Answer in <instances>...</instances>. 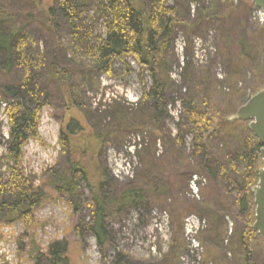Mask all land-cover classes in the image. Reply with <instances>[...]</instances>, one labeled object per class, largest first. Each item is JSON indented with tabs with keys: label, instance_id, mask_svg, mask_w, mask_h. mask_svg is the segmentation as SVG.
I'll list each match as a JSON object with an SVG mask.
<instances>
[{
	"label": "trees",
	"instance_id": "trees-1",
	"mask_svg": "<svg viewBox=\"0 0 264 264\" xmlns=\"http://www.w3.org/2000/svg\"><path fill=\"white\" fill-rule=\"evenodd\" d=\"M173 1L168 6L165 0H64L56 11L52 0H0V101L9 126L1 159L6 172L0 173V227L20 223L31 230L35 210L48 199L47 190L55 198L65 196L75 214L85 202L92 212L88 229L102 247L112 215L119 218L131 209L160 207L171 198L169 213L177 235H182L180 212L208 221L209 232L202 238L206 246L198 237L199 264L264 262V240L252 229L251 194L261 168V145L247 123L228 121L249 99L238 86L241 68L253 77L264 75V28L247 31L245 24L254 10L250 0H239L237 6L233 0ZM191 3L197 5L193 17ZM98 26L102 35H95ZM211 26L220 28L218 55L233 67L239 64V71L229 70L225 80L229 98L218 102L212 97L209 71L196 69L187 53L181 68L184 117L177 125V136L166 140L161 135V116L167 113V93L175 88L170 76L175 31L179 29L189 42L198 36L194 30ZM38 39L44 41L42 47ZM126 59L147 72L152 83L139 107L131 110L114 103L102 112L93 110L88 98L99 91L100 78H111L115 64ZM258 81L252 95L262 88ZM54 103H61L66 115L59 132L60 153L56 167L35 184L34 178L23 173V150L29 139L38 136L42 111ZM131 133L148 140L152 150L141 160L144 169L137 182L116 185L101 155L110 145L123 146ZM187 135L192 137L190 155L182 151ZM158 139L165 156L156 159L153 151ZM194 175L208 182L201 189L203 201L191 200L180 207L172 189ZM224 215L235 222L227 246L223 244L228 232ZM34 238L28 251L33 264H71L67 240L51 242L42 250ZM256 241L262 245L261 252ZM118 260L112 264H142L121 254Z\"/></svg>",
	"mask_w": 264,
	"mask_h": 264
},
{
	"label": "rangeland",
	"instance_id": "rangeland-1",
	"mask_svg": "<svg viewBox=\"0 0 264 264\" xmlns=\"http://www.w3.org/2000/svg\"><path fill=\"white\" fill-rule=\"evenodd\" d=\"M62 1L64 0H52L54 10L57 11L56 5ZM165 2L168 6L174 4L173 0H165ZM46 3L44 1V4ZM233 4L237 6L239 0H233ZM189 8L190 15L193 17L197 5L191 3ZM31 10L32 8H27V11ZM254 12L255 10L249 15L245 24L249 33L256 32L260 27L264 28V24L260 23ZM35 13L34 11V18H37ZM58 21L60 22L59 19ZM175 32L174 66L170 73L175 88L167 93V113L161 116V135L166 140H172L177 136V125L182 123L184 117L180 102L186 90L183 86L181 68L184 57L187 58V53L196 69L209 71L214 86L212 97L218 102H221V98H229L231 91L225 83L230 74L229 70L235 68L239 71V64L237 67H235L236 64L233 67L227 62L228 65L230 64L227 66L223 58L218 55L219 27L211 26L203 31L194 30L193 33L198 36L193 35L189 42L185 40L179 29ZM102 34V27L98 26L95 35ZM262 40L264 43V36ZM37 42L40 47L44 44V41L39 39ZM124 62L115 64L111 78L107 76L100 78L99 91L97 94H91L88 98L93 110L98 109L102 112L106 108H112L114 103L129 107L131 110L139 107L144 91L149 90L152 83L147 72L141 71L132 59H126ZM244 69L245 67L240 70L241 83H238V86L245 92V98H249L252 96L251 89L258 80L259 87H262L261 90L264 89V75L260 78L253 77L247 69ZM61 107V103H54L42 111L37 138L29 139L24 147L22 170L27 177L34 178L35 184H38L51 169L56 167L60 153L59 132L66 117ZM8 132L5 105L0 101V173L6 172L5 167L1 164V159L6 154L5 141ZM141 137L139 134L131 133L123 146L116 148L110 145L103 150L101 155L103 166L111 174L115 181L114 184L123 186L138 181V177L144 169L141 160L147 158L152 150L149 147V141ZM160 140H157L153 151L156 159L165 156L163 143ZM191 140L192 137L189 135L184 137L182 151H185V155H190L192 151ZM169 180L172 183L171 176ZM207 183L205 178L201 179L197 175L192 176L187 182L183 180V186L172 189L174 199L178 201L176 204L182 207L181 205L191 200L203 201L201 189L204 190ZM193 186L197 192L194 191L195 189L193 190ZM46 193L48 199L35 210L34 227L31 230H25L20 223L14 224L10 228L0 227V234L3 235V239L0 241V264H33L32 254L28 252L31 247L33 248V246L29 248V240L32 237H35V242L42 250H45L51 242L67 240L69 243L68 257L71 264H112L117 262L119 254L128 258L130 262H141L142 264H199L201 260L202 245L200 242L207 235V231L209 232L208 221L201 218L206 221V225L195 237L196 244H199L196 249L197 246H194L185 237V220L192 215L198 216L180 212L183 214L180 217L182 235H177L173 227L175 224L172 223L169 213V206L173 203L171 198H167L165 205L159 204L160 207L155 205L150 209H131L119 218L112 215L110 219H107L106 242L100 247L88 229L92 212L85 202L81 203L80 210L75 214L69 208L65 196L60 195L59 198H55L53 192L46 190ZM87 193L85 191L83 196L86 197ZM176 210L178 209L176 208ZM223 220L226 230H228L223 244L227 246L235 222L230 215H224ZM177 222L180 224L179 220ZM256 243L259 245V247L257 246L259 249L262 245L257 241ZM204 246H206L205 243ZM228 258L231 259V256L228 255ZM261 262L264 264L263 260Z\"/></svg>",
	"mask_w": 264,
	"mask_h": 264
},
{
	"label": "water",
	"instance_id": "water-1",
	"mask_svg": "<svg viewBox=\"0 0 264 264\" xmlns=\"http://www.w3.org/2000/svg\"><path fill=\"white\" fill-rule=\"evenodd\" d=\"M250 1L256 9L264 13V0ZM228 121L247 123L248 129L261 145V168L258 170V182L251 189L255 206L252 229L264 240V89L249 97Z\"/></svg>",
	"mask_w": 264,
	"mask_h": 264
},
{
	"label": "built area",
	"instance_id": "built-area-1",
	"mask_svg": "<svg viewBox=\"0 0 264 264\" xmlns=\"http://www.w3.org/2000/svg\"><path fill=\"white\" fill-rule=\"evenodd\" d=\"M255 14L259 18L260 23L264 24V14L261 11H256ZM193 190L197 192L194 186ZM205 225L206 224L204 220H200L198 217L193 215L189 216L185 220V237L187 240L193 243L194 246H197L196 249H198L199 244H196L195 237L197 236L200 230L204 229Z\"/></svg>",
	"mask_w": 264,
	"mask_h": 264
}]
</instances>
